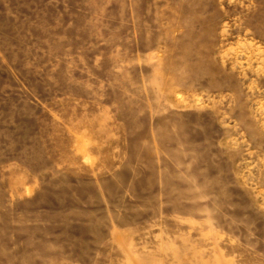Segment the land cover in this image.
I'll return each mask as SVG.
<instances>
[{"label":"rangeland","instance_id":"rangeland-1","mask_svg":"<svg viewBox=\"0 0 264 264\" xmlns=\"http://www.w3.org/2000/svg\"><path fill=\"white\" fill-rule=\"evenodd\" d=\"M0 264H264V0H0Z\"/></svg>","mask_w":264,"mask_h":264}]
</instances>
